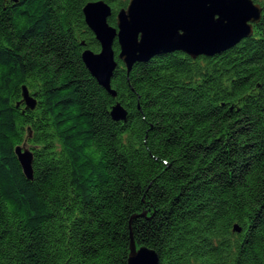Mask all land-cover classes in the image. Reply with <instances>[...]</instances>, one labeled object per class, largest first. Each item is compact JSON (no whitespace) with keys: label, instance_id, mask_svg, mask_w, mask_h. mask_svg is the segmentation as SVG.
I'll use <instances>...</instances> for the list:
<instances>
[{"label":"trees","instance_id":"1","mask_svg":"<svg viewBox=\"0 0 264 264\" xmlns=\"http://www.w3.org/2000/svg\"><path fill=\"white\" fill-rule=\"evenodd\" d=\"M88 1L0 0V264H128L132 236L160 264H264V0L213 55L128 71L116 39V96L82 58L101 50ZM105 1L116 26L129 0Z\"/></svg>","mask_w":264,"mask_h":264},{"label":"water","instance_id":"2","mask_svg":"<svg viewBox=\"0 0 264 264\" xmlns=\"http://www.w3.org/2000/svg\"><path fill=\"white\" fill-rule=\"evenodd\" d=\"M17 1V0H14ZM83 12L89 28L101 45L100 51L85 48L82 58L93 76L113 95L111 79L118 61L114 49L129 71L136 61H145L161 53L181 50L197 57L225 50L254 32L262 15V6L254 0H129L119 10L117 24L109 17L112 7L105 0L88 1ZM37 98L23 85V102L33 109ZM115 120H126L128 111L121 102L111 108ZM25 175H34L32 150L25 145L15 148ZM235 230L241 228L236 224ZM128 264H160L154 248L138 246L133 236Z\"/></svg>","mask_w":264,"mask_h":264},{"label":"rangeland","instance_id":"3","mask_svg":"<svg viewBox=\"0 0 264 264\" xmlns=\"http://www.w3.org/2000/svg\"><path fill=\"white\" fill-rule=\"evenodd\" d=\"M33 91H31V94H32Z\"/></svg>","mask_w":264,"mask_h":264}]
</instances>
